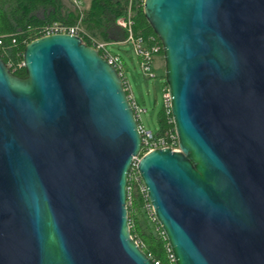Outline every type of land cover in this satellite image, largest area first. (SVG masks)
Segmentation results:
<instances>
[{"label": "water", "instance_id": "1", "mask_svg": "<svg viewBox=\"0 0 264 264\" xmlns=\"http://www.w3.org/2000/svg\"><path fill=\"white\" fill-rule=\"evenodd\" d=\"M178 149L137 161L175 264H264V0H144ZM0 54V264H156L131 236L141 134L123 79L78 34Z\"/></svg>", "mask_w": 264, "mask_h": 264}, {"label": "trees", "instance_id": "2", "mask_svg": "<svg viewBox=\"0 0 264 264\" xmlns=\"http://www.w3.org/2000/svg\"><path fill=\"white\" fill-rule=\"evenodd\" d=\"M143 3L144 0H90L87 7L79 8L72 0H0V39L3 41L0 54L5 62L9 59L14 63L19 62L23 59L25 45L32 39L44 35L42 30L45 24L52 21L69 24L78 22L85 32L97 40L109 43L123 42L128 31L120 26L117 20L127 14L130 4L135 10L134 33L141 34L145 38L154 36L155 40L161 44L144 16ZM83 38L91 45V41L86 36ZM163 60L161 47L155 55V67L160 77H165ZM12 70L20 76L26 74L24 66L15 67ZM164 84L167 85L166 81ZM158 121V133L174 128V123L169 121V115L166 114L164 107L158 114ZM128 214L131 234L136 233L143 241L140 240L142 242L140 247L152 259L162 263L168 262L170 253L168 239L162 232L159 222L150 216L151 210L146 207V200L141 194H135L132 205L128 206ZM139 214L153 224L152 229L149 226L143 227Z\"/></svg>", "mask_w": 264, "mask_h": 264}, {"label": "built area", "instance_id": "3", "mask_svg": "<svg viewBox=\"0 0 264 264\" xmlns=\"http://www.w3.org/2000/svg\"><path fill=\"white\" fill-rule=\"evenodd\" d=\"M72 1L79 8L81 7L80 0H72ZM134 11H135L134 8H132V5L130 4L127 14L123 17L121 16L120 18H118L117 23L120 26L127 29L128 34L126 37V41L133 45L136 54L140 57V65H141V69L143 70V72L149 77H156L158 76V70L155 67V55L160 51L162 44L156 41L154 36H148L147 38H145L141 34L134 33V29H133ZM42 31L44 35L57 33V32H67V33H72V34H78L82 37L83 41H85L83 37L86 36L91 41V45L94 46L97 50L101 51L102 56L116 68V70L122 77L123 85H124L126 92H128L127 96L133 107L134 114L138 122V129L141 134L140 152L134 158V161L128 172V182H127V188H126L127 208L128 206L132 205L135 194H141L146 200L147 207L151 210L152 219L157 220L153 213L150 200L148 198L147 188L137 168V161L140 156H142L143 154L155 148L170 146L172 149H178V140H177L175 128H169V129L164 130V132L162 133H158V132L156 133L155 131L149 128H146L143 125L141 121V116H140L143 108L140 106V104L137 102V100L134 98L133 94L131 93V87L129 85L127 77L125 76L123 72L124 62H123L122 56L118 53H114L110 51L107 48L108 43L106 41L97 40L91 34L85 32L78 22L75 24H69V23H61L58 21H54V22L46 23ZM13 41H15V39H13ZM2 43L3 41L2 39H0V51L2 50ZM6 63L10 67L11 70L14 69L15 67L24 66L23 59H21L17 63H14V61L9 59ZM163 107L165 109L166 114L169 115V121L173 122V117H172L171 108H170V96L168 92V86L165 84L163 86ZM162 232L165 233L164 230ZM132 237L134 238L133 235ZM135 240L140 245V241L137 239ZM168 250L170 252L168 262L162 263L159 260L157 261L153 259L154 262L156 264H175L174 257L170 250V247L168 248Z\"/></svg>", "mask_w": 264, "mask_h": 264}, {"label": "rangeland", "instance_id": "4", "mask_svg": "<svg viewBox=\"0 0 264 264\" xmlns=\"http://www.w3.org/2000/svg\"><path fill=\"white\" fill-rule=\"evenodd\" d=\"M80 2V8H83V2ZM107 48L110 51L118 53L122 56L124 62L123 72L128 79L129 85L131 87V93L143 108L140 114L141 121L146 128L157 132L159 130L158 114L163 107V85L165 77L147 76L141 69L140 57L136 54L131 43H109ZM158 62L161 63L160 60H158ZM163 62L164 60L162 63ZM138 217L143 227L148 228L149 226L150 229H152L153 224L148 221L147 218L145 220V217L142 214H139ZM132 235L137 238V240L142 241V239H140L136 233Z\"/></svg>", "mask_w": 264, "mask_h": 264}, {"label": "crops", "instance_id": "5", "mask_svg": "<svg viewBox=\"0 0 264 264\" xmlns=\"http://www.w3.org/2000/svg\"><path fill=\"white\" fill-rule=\"evenodd\" d=\"M83 2V6L82 7H87L89 5V1L90 0H80ZM118 43H122V42H118ZM158 61V60H157ZM128 80V79H127ZM164 86V85H163Z\"/></svg>", "mask_w": 264, "mask_h": 264}, {"label": "bare ground", "instance_id": "6", "mask_svg": "<svg viewBox=\"0 0 264 264\" xmlns=\"http://www.w3.org/2000/svg\"><path fill=\"white\" fill-rule=\"evenodd\" d=\"M52 22H54V21H52ZM58 22H60V21H58ZM50 23V22H49ZM61 23H63V22H61ZM83 40V39H82ZM107 42V41H106ZM123 42H127L126 41V39L123 41ZM108 44H109V42H107ZM127 43H129V42H127ZM100 52V51H99ZM101 53V52H100Z\"/></svg>", "mask_w": 264, "mask_h": 264}, {"label": "clouds", "instance_id": "7", "mask_svg": "<svg viewBox=\"0 0 264 264\" xmlns=\"http://www.w3.org/2000/svg\"><path fill=\"white\" fill-rule=\"evenodd\" d=\"M131 236H132V234H131Z\"/></svg>", "mask_w": 264, "mask_h": 264}]
</instances>
